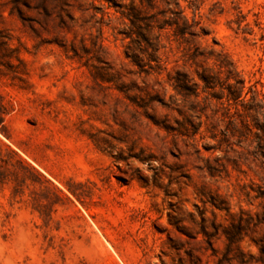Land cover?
<instances>
[{
    "label": "rangeland",
    "instance_id": "rangeland-1",
    "mask_svg": "<svg viewBox=\"0 0 264 264\" xmlns=\"http://www.w3.org/2000/svg\"><path fill=\"white\" fill-rule=\"evenodd\" d=\"M179 2L0 0V264H264V0Z\"/></svg>",
    "mask_w": 264,
    "mask_h": 264
},
{
    "label": "trees",
    "instance_id": "trees-1",
    "mask_svg": "<svg viewBox=\"0 0 264 264\" xmlns=\"http://www.w3.org/2000/svg\"><path fill=\"white\" fill-rule=\"evenodd\" d=\"M176 5L179 7V11L176 13L175 24L177 25L179 32L181 34H186L190 32L193 28V23L185 15L184 9L181 7L179 0H177ZM195 23V22H194ZM219 66L221 69H225L227 72V82L228 85L226 88H223L222 85L218 82H215L209 76H200L204 82V90L216 89L220 86L223 91L225 89L228 90L227 99L230 102L231 100L235 103H241L243 110L240 114L241 120V128L237 130V132L233 135L235 137H239L241 141H248L249 139H253V141L257 142V149L263 155L264 153V124L260 122L259 116H264V100H260L259 102L252 101L248 103L246 99V82L241 77L240 73L237 72L233 66L220 62ZM233 80L234 83L230 81ZM237 113L239 110L237 109ZM250 119L254 121L253 127L251 125ZM237 133L239 136H237Z\"/></svg>",
    "mask_w": 264,
    "mask_h": 264
}]
</instances>
